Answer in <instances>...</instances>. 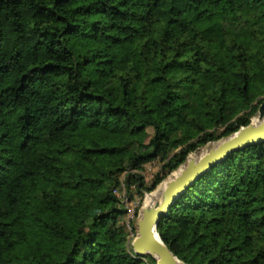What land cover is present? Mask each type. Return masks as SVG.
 Here are the masks:
<instances>
[{
    "label": "trees",
    "instance_id": "trees-1",
    "mask_svg": "<svg viewBox=\"0 0 264 264\" xmlns=\"http://www.w3.org/2000/svg\"><path fill=\"white\" fill-rule=\"evenodd\" d=\"M199 1L0 0V264H156L113 189L152 191L264 100V0ZM156 230L184 264H264V139Z\"/></svg>",
    "mask_w": 264,
    "mask_h": 264
},
{
    "label": "water",
    "instance_id": "water-1",
    "mask_svg": "<svg viewBox=\"0 0 264 264\" xmlns=\"http://www.w3.org/2000/svg\"><path fill=\"white\" fill-rule=\"evenodd\" d=\"M257 116L260 119L257 124L250 122L240 127L221 142L210 147L199 158L188 159L180 172L167 180L158 200L142 207L136 222L137 234L131 242L132 249L136 254H149L156 259V264L183 263L161 240L156 230L160 217L167 212L179 194L201 173L225 157L230 151L264 139V100L259 104Z\"/></svg>",
    "mask_w": 264,
    "mask_h": 264
},
{
    "label": "rangeland",
    "instance_id": "rangeland-1",
    "mask_svg": "<svg viewBox=\"0 0 264 264\" xmlns=\"http://www.w3.org/2000/svg\"><path fill=\"white\" fill-rule=\"evenodd\" d=\"M218 5H219V2H213L211 0H200L199 4H198L199 8H206V7L217 8ZM207 98H208V100H211L210 95H208ZM212 104L214 107H216V105H217V103L213 102V101H212ZM258 107H259V105H258ZM257 110H258V108H257ZM254 117L257 118V111L255 114L250 115V122L253 123ZM225 137H227V136H225ZM225 137H221L217 140L210 141L207 144L199 147L196 151L191 152L187 156L186 160L182 164H180L174 171H172L173 173L170 172L163 180H161L152 191L144 192L143 195H138L135 191L127 192L124 188H122L121 190L113 189V191L123 200L124 206L126 209V212H125V215H124L122 221L124 222L125 228L127 230L128 243L131 244L133 238L137 234L136 222L139 218L142 207L146 205L147 196L150 194H157L161 190L163 183L167 182V180L169 178L175 176L181 170V168L185 166L188 159L199 158L210 147L215 146L216 144L221 142L223 139H225ZM160 166H161V162L157 159H154V160L149 161V162L144 164L143 175L145 177L146 182L151 181L154 174L159 170ZM122 178L123 177L121 175V179ZM131 190H133V189H131ZM133 226H134V228H133ZM139 256L141 257L142 255H139Z\"/></svg>",
    "mask_w": 264,
    "mask_h": 264
},
{
    "label": "bare ground",
    "instance_id": "bare-ground-1",
    "mask_svg": "<svg viewBox=\"0 0 264 264\" xmlns=\"http://www.w3.org/2000/svg\"><path fill=\"white\" fill-rule=\"evenodd\" d=\"M257 118L256 117L253 118V123L252 124H257L260 121V119H259L258 116H257ZM165 184H166V182L163 183V186H162L161 190L164 188ZM161 190L157 194H150V195H148L147 198H146V205H150V204L154 203L155 201H157L158 198H159V195H160ZM180 264H184V263H180Z\"/></svg>",
    "mask_w": 264,
    "mask_h": 264
}]
</instances>
